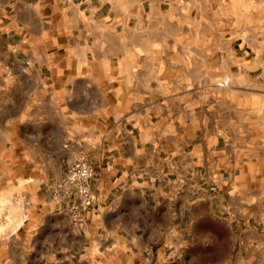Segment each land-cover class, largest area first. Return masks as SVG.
<instances>
[{"label":"crops","instance_id":"1","mask_svg":"<svg viewBox=\"0 0 264 264\" xmlns=\"http://www.w3.org/2000/svg\"><path fill=\"white\" fill-rule=\"evenodd\" d=\"M182 1L0 0V148L36 264H264V160L240 167L207 131L162 137L168 108L138 87ZM81 157L76 224L50 189Z\"/></svg>","mask_w":264,"mask_h":264},{"label":"rangeland","instance_id":"2","mask_svg":"<svg viewBox=\"0 0 264 264\" xmlns=\"http://www.w3.org/2000/svg\"><path fill=\"white\" fill-rule=\"evenodd\" d=\"M168 10V7L166 8ZM164 25L163 50L150 51V102L166 106L156 114L165 138L194 130L229 141L241 167L264 160V0H183ZM174 32V33H173ZM228 80L227 86H221ZM165 96V99L163 98ZM157 121V122H156ZM0 148V264H36L27 258L25 200L10 178ZM8 149V148H6ZM15 189L17 190L15 192ZM264 198V196H263Z\"/></svg>","mask_w":264,"mask_h":264},{"label":"built area","instance_id":"3","mask_svg":"<svg viewBox=\"0 0 264 264\" xmlns=\"http://www.w3.org/2000/svg\"><path fill=\"white\" fill-rule=\"evenodd\" d=\"M224 80L221 86H227ZM93 167L85 158L66 165L54 180L50 189L51 198L66 204V212L73 223H80L83 215L93 204V194L89 181Z\"/></svg>","mask_w":264,"mask_h":264}]
</instances>
